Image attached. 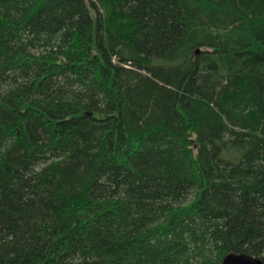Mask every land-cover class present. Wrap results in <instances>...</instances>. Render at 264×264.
I'll return each mask as SVG.
<instances>
[{"label":"trees","instance_id":"16d2710c","mask_svg":"<svg viewBox=\"0 0 264 264\" xmlns=\"http://www.w3.org/2000/svg\"><path fill=\"white\" fill-rule=\"evenodd\" d=\"M232 251L264 264V0H0V264Z\"/></svg>","mask_w":264,"mask_h":264},{"label":"water","instance_id":"95a60500","mask_svg":"<svg viewBox=\"0 0 264 264\" xmlns=\"http://www.w3.org/2000/svg\"><path fill=\"white\" fill-rule=\"evenodd\" d=\"M221 264H263V261L261 258L247 252L232 251L225 255Z\"/></svg>","mask_w":264,"mask_h":264}]
</instances>
